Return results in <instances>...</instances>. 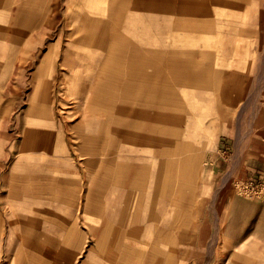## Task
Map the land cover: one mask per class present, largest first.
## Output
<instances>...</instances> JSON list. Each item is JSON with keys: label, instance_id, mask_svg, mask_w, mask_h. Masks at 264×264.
Masks as SVG:
<instances>
[{"label": "rangeland", "instance_id": "1", "mask_svg": "<svg viewBox=\"0 0 264 264\" xmlns=\"http://www.w3.org/2000/svg\"><path fill=\"white\" fill-rule=\"evenodd\" d=\"M0 9V264H89L85 257L93 258L94 264H125V250L138 260L127 264H165L161 257L165 253L160 250L155 262L154 249L145 238L148 233L134 238L133 221L137 223L155 208L161 220L168 205L174 208L177 226L186 221L190 235L196 236L198 209L214 211L211 194L215 184H208L206 158L201 152L217 140L213 118L220 111L244 112L249 105H231V100H221L222 104L220 100H134L133 94L125 100L122 93V100H117L119 78L128 76L125 81L134 86L135 74H124V63L120 74L109 70L116 68L112 63L121 54L116 24L130 18L160 29L162 24L175 25L204 13L206 74H200V80L207 85V98L214 70L223 63V44L235 39L233 34H245L239 39L252 51L246 74L251 78L248 100H254L256 108L264 100V0H0ZM162 40L166 42L165 37ZM145 44L142 39V46ZM179 45L175 41V47ZM109 50L116 56H111L108 72L95 75L107 78L110 88L103 92L109 91L105 97L112 99L107 103L103 97L99 101L94 96H71L90 89L69 87L76 77L82 84L89 67L99 69L100 58ZM67 62L83 71L72 72ZM143 62L131 58L128 65L133 70V65ZM170 65L163 61L161 67L168 68L171 76L166 75L178 91L188 66L180 57H174ZM218 77L219 72L216 87ZM43 80L50 82L52 97L60 99L54 111L50 101L39 98L37 88ZM151 101L155 102L153 108L146 106ZM88 120L97 123V131L86 133ZM54 121L58 129L50 135L47 127ZM80 145H102L107 152L101 160L98 153L88 168L87 159L77 151ZM39 171L51 175L36 176ZM181 209L190 216L178 217ZM121 211L131 216L130 223ZM217 229L216 224L215 234ZM214 233L208 241L206 234V249L190 252L192 258H205L200 264H226L223 261L232 255L222 232L219 238ZM127 236L132 239L125 243ZM162 237L164 233L159 241ZM242 252L233 251L245 261L247 255ZM255 255L260 252L249 254Z\"/></svg>", "mask_w": 264, "mask_h": 264}, {"label": "crops", "instance_id": "2", "mask_svg": "<svg viewBox=\"0 0 264 264\" xmlns=\"http://www.w3.org/2000/svg\"><path fill=\"white\" fill-rule=\"evenodd\" d=\"M163 14L165 17L169 16L167 12ZM116 25H118V34L122 41L119 45L122 50L120 57L124 63L123 72L124 74H128V72L135 74L132 82L134 86H131V83L128 84L125 81V77L128 78V76H124L121 93L125 100L132 97V93L134 100H198V102L200 100H220V102L221 100H231L229 103L231 105L239 106L244 102L249 105L244 112H239L236 109L235 112H225L224 114L220 111L213 118L212 126L217 140L212 147L204 148L201 152L206 158L205 167L208 170V184L212 182L215 184V189L211 194V199L214 201V211L210 208L207 213L206 210L198 209V219L195 222L196 236L190 235L191 231L188 230L190 224H186V221H182L181 227L177 226L174 208L168 207V197L166 196L164 226L161 225L163 218L161 220L158 218L159 209H152L149 215L144 218L141 216L142 219L138 218L137 223L135 220L133 221L134 238L136 236L140 238L141 233H148L145 238L151 242L156 263L158 250H160V252L165 253L161 256L164 258L165 264H200L205 258H192L190 252L197 250L200 253L206 249V234L209 233L208 241L213 236L212 233H214L217 224L218 234L214 233V235L219 238V233L222 232L226 241L225 246L232 251V255L223 263L264 264V100L262 106L260 103L256 108L254 107V100H248V79L250 77H247L246 74L252 61L250 57L252 51L246 48L239 39L245 34H233L235 39L231 40L230 43L226 41L223 44L224 48L221 50L223 63L219 70H214L215 79L211 83L212 88H208L207 98L205 88L207 85H204V79L200 80V74L202 76L204 73L206 74L203 64V60L204 63L206 60L207 43L204 13L197 17H189L186 21H179L175 25L170 23L169 26L166 23L163 27L162 24L160 29L154 28L151 23L145 25L142 21L130 20V18L121 19V22ZM122 29L129 31L128 34L124 33ZM178 32H180V37L177 36ZM163 33H166V36ZM162 37L166 38L165 43ZM168 37H171V40ZM142 39L146 42L144 47L142 46ZM223 39L225 40V38ZM159 41L161 46L158 45ZM175 41L179 42L180 45L175 47ZM149 52L151 53L149 54ZM174 57L184 59L188 66V75L185 77L183 87L177 89L178 91H176L170 77L166 75V73L170 74L168 68L165 70L161 67L163 61L166 62V66L170 67ZM131 58L135 62H141V60L144 62L133 65L134 69L132 70L131 66L128 65ZM150 60L152 61L151 64L148 63ZM217 72H219V87H216L215 82ZM179 93L182 97H179ZM154 103L151 101L145 104L153 108ZM198 119L200 120V118ZM201 119L205 122L206 117L202 116ZM156 121L160 122L159 120ZM54 123L57 124L55 121ZM79 147L84 146L80 145ZM85 148L91 149L87 146ZM101 150L103 153L107 152L103 146ZM86 159L85 163L90 168L91 162L94 161L93 156H87ZM46 177H50V175ZM214 178L215 181H213ZM241 181L253 182L255 186H262V194L257 197L243 196L236 188L237 183ZM170 203L173 204L172 201ZM184 211L185 214H183ZM180 212L178 217L188 218L190 216L189 211L181 209ZM120 213L123 214V218H126L125 222L130 223L129 217L131 216L125 211ZM104 217L106 218V215ZM109 223L108 220V226ZM163 233L165 238L162 237L159 241ZM129 236L126 237L125 243L128 242L127 239H132ZM213 247L215 250L217 244ZM124 248H126V244L123 245ZM238 249L243 250V255H247L245 261L241 260L240 256L242 255L233 253L234 250ZM128 251L125 250V254L122 255L125 264L136 263L138 260L135 257L127 256ZM258 252H260V256H249V254ZM215 259L218 258L215 257ZM85 260L89 261V264H94L93 258L85 257Z\"/></svg>", "mask_w": 264, "mask_h": 264}, {"label": "bare ground", "instance_id": "3", "mask_svg": "<svg viewBox=\"0 0 264 264\" xmlns=\"http://www.w3.org/2000/svg\"><path fill=\"white\" fill-rule=\"evenodd\" d=\"M0 10H2V9H0ZM17 11V10H16ZM12 12H14V11H12ZM1 14V13H0ZM8 16V15H7ZM13 47V46H12ZM17 48V47H16ZM116 49V48H115ZM111 50V49H110ZM108 51L106 54H104L101 58H100V61H99V65H97V66H100V68L98 69V68H96V67H94L93 69L92 68H88L87 70H86V72H87V76L88 77H86V80L84 81V82H82V84L80 83V82H78V77H76L75 78V81L74 82H72L71 81V85H70V87L69 88H72V89H74V87H76V85H82L83 86V89H85V90H87L88 88H90V89H88V91H80L81 92V94L79 95L77 92H79V90L77 91V92H72L71 93V96H74L75 98H80V99H85V98H89L90 96H94V99H100V100H102L101 98L103 97V99H105L106 101H107V103L112 99H110L109 100V98H106L105 96H109V94H108V92L109 91H107V92H103L104 90L103 89H108L109 90V88H110V83L109 82H107V78H105L104 79V77H98V75L96 76L95 74L96 73H98V74H106V71L108 72V69H107V64H110V58H111V56H116L115 54H114V51L113 52H111V51ZM121 50V49H120ZM17 51V50H16ZM122 51V50H121ZM70 52H71V50H70ZM18 53V52H17ZM110 53V54H109ZM151 52H149V54H150ZM84 54V53H83ZM70 55V54H69ZM71 55H72V53H71ZM81 55V54H80ZM79 55V56H80ZM15 56H16V54H15ZM73 56H74V53H73ZM120 56V55H119ZM68 58V57H67ZM82 58V57H81ZM86 58V57H85ZM84 58V59H85ZM14 59V58H13ZM73 59V58H72ZM79 59H80V57H79ZM114 59V58H113ZM76 60H78V59H76ZM67 60H65V62H66ZM71 61V60H70ZM120 63H119V62ZM118 61L117 62H113L112 63V66H115L116 68H113V69H110L109 68V70H110V72H118L119 74L121 73V66L123 65V60H122V58L121 57H119V59H118ZM71 62H73V61H71ZM82 61H80V63H81ZM151 60L148 62L149 64H151ZM16 63V62H15ZM14 63V64H15ZM68 63V62H67ZM95 63V62H94ZM126 63V62H125ZM11 65V64H10ZM66 65H68V67H71V71L72 72H75V70L77 69V67L78 66H73L74 65V63H68V64H66ZM15 66V65H14ZM90 66V65H89ZM110 67H111V65H110ZM119 69H120V72H119ZM10 70V69H9ZM12 70V69H11ZM63 70H65V69H63ZM83 71V70H82ZM81 71V69L80 68H78L77 70H76V72H82ZM39 74V73H38ZM40 74H41V72H40ZM42 75V74H41ZM68 75V74H67ZM67 75H64V76H67ZM70 75V74H69ZM62 76V75H61ZM71 76V75H70ZM81 76H82V74H81ZM102 76V75H101ZM121 77V76H120ZM39 78V77H38ZM42 78V77H41ZM45 78V77H44ZM98 78H102V79H104V80H102L101 79V81L100 80H98ZM119 78V77H118ZM135 78V77H134ZM63 79V78H62ZM82 80V79H81ZM80 80V81H81ZM123 80L124 79H122V77L121 78H119V80H118V86H117V95H118V99L117 100H122L121 98H120V93H121V91H122V82H123ZM38 81V80H37ZM76 82H78V83H76ZM42 83V84H41ZM40 84H39V87L37 88L38 89V94H39V98L42 100V101H44V102H51V110L52 111H54V109H55V107H56V105H57V101H59L60 99L57 97V96H55V95H53L54 97H52V95H51V92H50V89L52 88L51 87V84H50V82L49 81H47V80H43L42 82H41ZM80 83V84H79ZM38 85V84H37ZM55 85H56V83H55ZM227 85V84H226ZM80 87V86H79ZM55 89H56V87H55ZM55 89L53 88V92H55ZM59 89V88H58ZM80 89V88H79ZM100 89H101V92H100ZM65 90H66V88H65ZM126 90V89H125ZM67 91V90H66ZM68 91H70V89H68ZM127 92H128V90H126ZM133 91V90H132ZM89 92H91L90 94H89ZM95 92H98V94L99 95H97L96 96V93ZM124 92V91H123ZM126 92V93H127ZM67 93V92H66ZM135 93V92H134ZM65 94V93H64ZM68 94V93H67ZM130 94V93H129ZM132 94V93H131ZM61 95V94H60ZM112 95V94H111ZM86 96V97H85ZM53 99V100H50V99ZM62 98V97H61ZM67 99V97L66 98H64V100H66ZM93 99V100H94ZM99 100V101H100ZM89 101V100H88ZM98 101V102H99ZM105 101V102H106ZM90 102V101H89ZM129 102V101H128ZM128 102H126L125 101V104L126 103H128ZM133 102H135V101H133ZM64 103V102H63ZM101 103H102V101H101ZM104 104V103H103ZM129 104H130V102H129ZM107 105V104H106ZM134 105V104H133ZM140 105V104H139ZM45 107L46 108H49L48 106H46L45 105ZM115 107H116V105H115ZM123 107V106H122ZM121 107V108H122ZM130 107V106H129ZM112 109V108H111ZM125 110H126V108H125ZM130 110V109H129ZM137 110V109H136ZM133 111V110H132ZM56 112V111H55ZM53 112H51V114H52ZM74 113V112H73ZM133 114H134V112H133ZM137 115V114H136ZM68 117H70V116H68ZM117 118V117H116ZM133 120H135V119H133ZM67 123V122H66ZM50 124V125H49ZM48 125V127H47V131L49 132V133H51L50 135H52V133L53 132H55V131H57V124H55L54 122L53 123H49ZM98 130V125H97V123H93V122H91L90 120H88V123H87V132L86 133H93V132H95V131H97ZM122 135V134H121ZM83 138H85L86 137V135H81ZM55 140V139H54ZM85 142H87V141H85ZM88 142H89V140H88ZM79 144V143H78ZM85 145V144H84ZM76 146V145H75ZM89 147L91 148V149H86L85 147H77V151H79V152H81V154L83 155L82 157H83V159L85 160L86 159V157L87 156H93V160L97 157V154L98 153H101L99 156H98V160H99V158H100V160L102 159V158H104V155H105V153H103L102 152V145L100 146H94V145H89ZM49 150V149H48ZM77 159H78V157H77ZM95 161V160H94ZM87 166V165H86ZM13 173V172H12ZM94 173V172H93ZM19 174V173H18ZM66 174V173H65ZM64 174V175H65ZM23 175V174H22ZM49 175H51V173H44V172H42V171H39L37 174H36V176H39V177H45V176H49ZM21 176V175H20ZM30 176V175H29ZM67 176V175H66ZM75 176V175H74ZM74 176H72V177H74ZM78 176V175H77ZM80 176V175H79ZM56 177V176H55ZM71 177V176H70ZM91 177V176H90ZM96 177V176H95ZM98 177V176H97ZM12 178V177H11ZM30 178V177H29ZM59 178V177H58ZM4 179V178H3ZM81 179V178H80ZM30 180V179H29ZM99 180V179H98ZM103 180V179H102ZM9 181V180H8ZM58 181V180H57ZM94 181H95V179H94ZM96 182V181H95ZM99 182H101L100 180H99ZM9 184L11 183V182H8ZM17 184V183H16ZM24 185V184H23ZM101 185V184H100ZM99 185V186H100ZM25 186V185H24ZM74 186V185H73ZM9 187V186H8ZM33 187V186H32ZM22 188V187H21ZM24 189H26V188H24ZM23 190V189H22ZM33 191V190H32ZM30 192V191H29ZM36 192V191H35ZM27 193V192H26ZM34 194V193H33ZM9 195V194H8ZM37 196V195H36ZM13 198V197H12ZM19 199V198H18ZM10 214V213H9ZM7 215H8V213H7ZM14 218V217H13ZM163 218H164V216H163ZM20 221V220H19ZM23 221V220H22ZM25 221H27L26 219H25ZM6 222V221H5ZM13 226V225H12ZM15 227V226H14ZM17 227V226H16ZM21 229V228H20ZM5 231V230H4ZM16 231V230H15ZM3 234V233H2ZM1 236V235H0ZM19 253V252H18ZM2 257V256H1ZM16 257H17V255H16Z\"/></svg>", "mask_w": 264, "mask_h": 264}, {"label": "built area", "instance_id": "4", "mask_svg": "<svg viewBox=\"0 0 264 264\" xmlns=\"http://www.w3.org/2000/svg\"><path fill=\"white\" fill-rule=\"evenodd\" d=\"M237 187L241 194L247 196H251V195L258 196L261 195L263 191L262 186L260 185L255 186L253 182H248V181L238 182Z\"/></svg>", "mask_w": 264, "mask_h": 264}]
</instances>
